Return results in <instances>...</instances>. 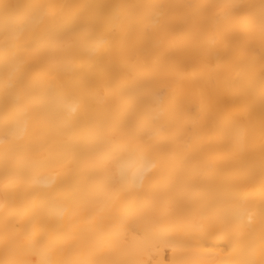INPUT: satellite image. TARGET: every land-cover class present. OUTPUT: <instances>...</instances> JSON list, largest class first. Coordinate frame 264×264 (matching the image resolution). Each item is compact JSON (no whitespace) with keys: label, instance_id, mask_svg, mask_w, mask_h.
<instances>
[{"label":"bare ground","instance_id":"obj_1","mask_svg":"<svg viewBox=\"0 0 264 264\" xmlns=\"http://www.w3.org/2000/svg\"><path fill=\"white\" fill-rule=\"evenodd\" d=\"M240 259L264 264V0H0V264Z\"/></svg>","mask_w":264,"mask_h":264},{"label":"snow or ice","instance_id":"obj_2","mask_svg":"<svg viewBox=\"0 0 264 264\" xmlns=\"http://www.w3.org/2000/svg\"><path fill=\"white\" fill-rule=\"evenodd\" d=\"M62 20V17H58V16H53L52 19V24L56 25L58 24L60 21ZM58 36H56L54 33L52 35H50L49 37V43L51 45H55L58 42ZM234 246V245H233ZM45 264H57V262H53V261H47L45 262ZM237 264H254V261L248 260V259H240L237 261Z\"/></svg>","mask_w":264,"mask_h":264}]
</instances>
